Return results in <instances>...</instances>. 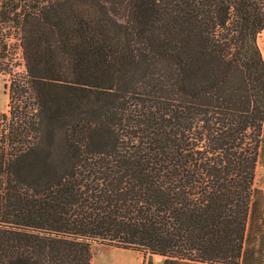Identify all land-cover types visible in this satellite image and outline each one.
<instances>
[{
    "label": "trees",
    "instance_id": "1",
    "mask_svg": "<svg viewBox=\"0 0 264 264\" xmlns=\"http://www.w3.org/2000/svg\"><path fill=\"white\" fill-rule=\"evenodd\" d=\"M263 29L264 0H0V264L235 263Z\"/></svg>",
    "mask_w": 264,
    "mask_h": 264
},
{
    "label": "crops",
    "instance_id": "2",
    "mask_svg": "<svg viewBox=\"0 0 264 264\" xmlns=\"http://www.w3.org/2000/svg\"><path fill=\"white\" fill-rule=\"evenodd\" d=\"M264 29L258 35V44L264 57ZM261 38V39H260ZM263 40V41H262ZM2 100L8 94L3 90ZM2 110L0 111H7ZM254 192L248 210L240 254L232 264H264V177L254 180ZM92 264H229L219 261L191 259L179 256H167L146 250H134L107 244H97L92 250Z\"/></svg>",
    "mask_w": 264,
    "mask_h": 264
},
{
    "label": "rangeland",
    "instance_id": "3",
    "mask_svg": "<svg viewBox=\"0 0 264 264\" xmlns=\"http://www.w3.org/2000/svg\"><path fill=\"white\" fill-rule=\"evenodd\" d=\"M1 79H2V82L4 83L5 76L2 74H0V82H1ZM3 90H4V88H3ZM1 93H2V87H1V83H0V95H1ZM2 99L3 98L0 96V108L2 110H6L7 109V99H6V101H4ZM255 174H256L257 181H259V179L264 177V132H263L261 149H260L258 159H257ZM97 244H100V243L94 241L93 247ZM92 250H93V248H92Z\"/></svg>",
    "mask_w": 264,
    "mask_h": 264
},
{
    "label": "bare ground",
    "instance_id": "4",
    "mask_svg": "<svg viewBox=\"0 0 264 264\" xmlns=\"http://www.w3.org/2000/svg\"><path fill=\"white\" fill-rule=\"evenodd\" d=\"M264 36V35H263ZM261 39V38H260ZM263 41V40H262Z\"/></svg>",
    "mask_w": 264,
    "mask_h": 264
}]
</instances>
